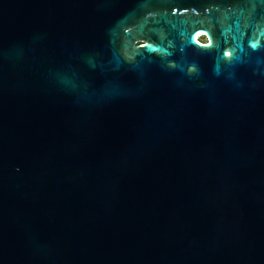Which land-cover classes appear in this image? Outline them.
Returning a JSON list of instances; mask_svg holds the SVG:
<instances>
[{
  "label": "water",
  "instance_id": "1",
  "mask_svg": "<svg viewBox=\"0 0 264 264\" xmlns=\"http://www.w3.org/2000/svg\"><path fill=\"white\" fill-rule=\"evenodd\" d=\"M0 264H264V0H0Z\"/></svg>",
  "mask_w": 264,
  "mask_h": 264
},
{
  "label": "bare ground",
  "instance_id": "2",
  "mask_svg": "<svg viewBox=\"0 0 264 264\" xmlns=\"http://www.w3.org/2000/svg\"><path fill=\"white\" fill-rule=\"evenodd\" d=\"M200 37H202V34H200V33L196 34V35H195V39H196V41H198V39H199Z\"/></svg>",
  "mask_w": 264,
  "mask_h": 264
},
{
  "label": "rangeland",
  "instance_id": "3",
  "mask_svg": "<svg viewBox=\"0 0 264 264\" xmlns=\"http://www.w3.org/2000/svg\"><path fill=\"white\" fill-rule=\"evenodd\" d=\"M202 40H203L202 37H200V38L198 39L199 42H202Z\"/></svg>",
  "mask_w": 264,
  "mask_h": 264
},
{
  "label": "flooded vegetation",
  "instance_id": "4",
  "mask_svg": "<svg viewBox=\"0 0 264 264\" xmlns=\"http://www.w3.org/2000/svg\"><path fill=\"white\" fill-rule=\"evenodd\" d=\"M202 39H203V40H202V42H204V41H205V38H204V37H202Z\"/></svg>",
  "mask_w": 264,
  "mask_h": 264
}]
</instances>
